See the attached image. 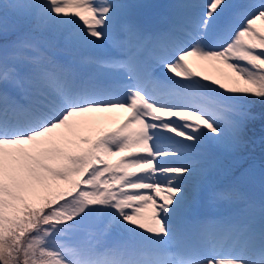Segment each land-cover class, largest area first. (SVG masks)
I'll use <instances>...</instances> for the list:
<instances>
[{"label": "snow or ice", "instance_id": "snow-or-ice-1", "mask_svg": "<svg viewBox=\"0 0 264 264\" xmlns=\"http://www.w3.org/2000/svg\"><path fill=\"white\" fill-rule=\"evenodd\" d=\"M158 7L0 0V264H264V0Z\"/></svg>", "mask_w": 264, "mask_h": 264}, {"label": "bare ground", "instance_id": "bare-ground-1", "mask_svg": "<svg viewBox=\"0 0 264 264\" xmlns=\"http://www.w3.org/2000/svg\"><path fill=\"white\" fill-rule=\"evenodd\" d=\"M139 1V0H138ZM191 64L193 67H196L195 69L198 70V71H202L203 73L211 76V77H214V78H218L220 77L217 72L211 67V65H208L206 62H202V63H199L197 62L196 64H194L193 62V58L191 59ZM118 116V114H117Z\"/></svg>", "mask_w": 264, "mask_h": 264}, {"label": "rangeland", "instance_id": "rangeland-1", "mask_svg": "<svg viewBox=\"0 0 264 264\" xmlns=\"http://www.w3.org/2000/svg\"><path fill=\"white\" fill-rule=\"evenodd\" d=\"M257 24H258V26L260 25V22H257ZM195 59V61L196 62H203V61H201V60H198V59H196V58H194ZM209 63H211V65L212 66H214V68L217 70V71H219V76L221 75V71H228L227 69H224L223 68V65H221V64H219V62H209ZM193 68H195V67H193ZM101 126L102 127H105V126H109L107 123H103V124H101ZM259 147H257V149L256 150H259L258 152H256V153H258V154H260V149H258ZM112 159L113 160H115L116 158L115 157H112ZM259 160V159H258ZM207 211H211L210 209H208Z\"/></svg>", "mask_w": 264, "mask_h": 264}]
</instances>
